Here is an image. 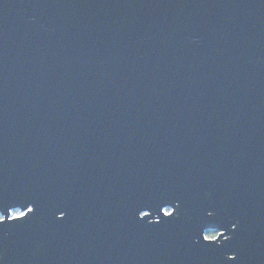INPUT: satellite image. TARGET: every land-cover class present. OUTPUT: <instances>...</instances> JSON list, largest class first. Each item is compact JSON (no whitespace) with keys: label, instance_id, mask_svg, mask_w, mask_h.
<instances>
[{"label":"water","instance_id":"1","mask_svg":"<svg viewBox=\"0 0 264 264\" xmlns=\"http://www.w3.org/2000/svg\"><path fill=\"white\" fill-rule=\"evenodd\" d=\"M0 200V264H264V0H0Z\"/></svg>","mask_w":264,"mask_h":264},{"label":"snow or ice","instance_id":"2","mask_svg":"<svg viewBox=\"0 0 264 264\" xmlns=\"http://www.w3.org/2000/svg\"><path fill=\"white\" fill-rule=\"evenodd\" d=\"M161 201H163V198H161ZM27 204L28 201H25ZM15 207V205L10 206L7 203H4L2 200H0V225H4L6 220L7 221H23L25 220L29 215V213H32L33 215L36 212L35 210L31 207H25L27 210L26 211H17V212H12L11 209ZM24 207V206H21ZM151 205H144L141 210L138 211V219L143 221L145 220V217H149L151 215L150 211H145V208H150ZM163 208V202L157 204V209L158 212ZM181 208V204L177 203L172 211H169L167 208H163V215L169 217V222L174 221L177 218L178 212L177 210ZM176 214V215H174ZM213 213L212 212H207V215L203 218L207 217H212ZM62 219V218H61ZM150 223V221H149ZM155 223H160V220H157ZM200 221L198 222V224ZM224 221L222 219H219L215 217L211 221H209V224L216 225L217 229L223 228ZM201 228H203V225H200ZM232 229L235 230L237 228V225L235 223L232 224ZM223 237V241H229L231 237L229 235H226L224 231H215V234L213 235H204L203 240L207 241L209 245H215L216 241H220V238ZM229 260L235 261L237 257L235 255H230L228 257Z\"/></svg>","mask_w":264,"mask_h":264},{"label":"trees","instance_id":"3","mask_svg":"<svg viewBox=\"0 0 264 264\" xmlns=\"http://www.w3.org/2000/svg\"><path fill=\"white\" fill-rule=\"evenodd\" d=\"M167 209H168L169 211H171L170 208H167ZM17 211H18V210H13L12 212H17ZM206 234H207V235H213V234H215V232H211V231H210V232H206Z\"/></svg>","mask_w":264,"mask_h":264}]
</instances>
